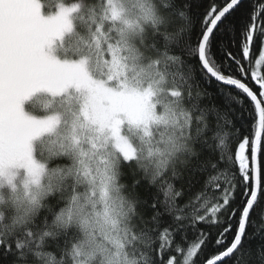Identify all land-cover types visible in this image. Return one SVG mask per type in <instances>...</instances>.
I'll list each match as a JSON object with an SVG mask.
<instances>
[{
	"label": "snow or ice",
	"instance_id": "6c2138e0",
	"mask_svg": "<svg viewBox=\"0 0 264 264\" xmlns=\"http://www.w3.org/2000/svg\"><path fill=\"white\" fill-rule=\"evenodd\" d=\"M0 264H264V0H0Z\"/></svg>",
	"mask_w": 264,
	"mask_h": 264
},
{
	"label": "trees",
	"instance_id": "16d2710c",
	"mask_svg": "<svg viewBox=\"0 0 264 264\" xmlns=\"http://www.w3.org/2000/svg\"><path fill=\"white\" fill-rule=\"evenodd\" d=\"M47 2L50 5H55L57 2H61V0H47ZM37 100V101H36ZM35 101L38 102L37 105H35L36 109H41L43 104L46 102V99L44 97H39Z\"/></svg>",
	"mask_w": 264,
	"mask_h": 264
},
{
	"label": "rangeland",
	"instance_id": "374dc122",
	"mask_svg": "<svg viewBox=\"0 0 264 264\" xmlns=\"http://www.w3.org/2000/svg\"><path fill=\"white\" fill-rule=\"evenodd\" d=\"M37 101V100H36ZM34 101V106L37 105L38 102Z\"/></svg>",
	"mask_w": 264,
	"mask_h": 264
}]
</instances>
